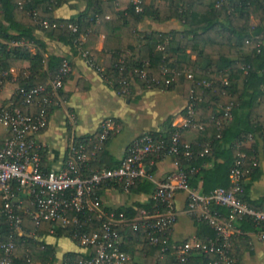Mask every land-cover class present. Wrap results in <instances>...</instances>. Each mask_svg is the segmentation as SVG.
I'll use <instances>...</instances> for the list:
<instances>
[{
	"label": "trees",
	"instance_id": "1",
	"mask_svg": "<svg viewBox=\"0 0 264 264\" xmlns=\"http://www.w3.org/2000/svg\"><path fill=\"white\" fill-rule=\"evenodd\" d=\"M66 1L0 0V84L3 83L7 72L11 69L22 71L23 64L28 62L29 75L19 82V87L44 86L56 74L62 63L67 61L54 55L45 56V45L39 39L38 33L46 39L74 50L78 48L81 36L89 41H95L103 34L105 36L103 50L96 55L109 57L112 66L107 70H101L100 74L113 85L116 92L120 90L123 78L129 81L130 94L134 84L143 89L157 88L166 91L180 85L186 99L182 116L186 115L187 105L192 104L194 119L202 129L181 131L182 134L194 132L196 137L191 143H186L182 137V142L189 145L191 153L189 157L182 156V148L179 155L169 157L173 164L177 163L174 171L182 172L191 188L202 195H208L219 187L230 189V171L238 155L244 154L241 199L248 206L260 209L264 204L249 201L245 195L247 187L244 185L246 178L250 176L254 179L258 175V169L252 165V157L255 154L252 149L247 150L243 146L235 145L239 141L245 142L249 135L254 137L264 132V0H149V2L138 0V4L131 0H81L86 3L84 11L67 20L55 18L54 10ZM122 5L125 9L120 12L118 8ZM137 8L140 9L139 12ZM145 18H152L161 23L177 20L182 29L169 33L143 34L138 32L137 28ZM251 21H258L259 24L252 25ZM42 22H47L49 27H43ZM69 25L76 28L75 33L68 28ZM30 45L36 47L34 54L29 50ZM142 46L147 48L146 62L141 59ZM81 51L86 52L95 65L94 54L83 49ZM189 55H193L194 60H190ZM121 68L126 71H122ZM162 68L169 71L163 73ZM142 69L145 71V78L134 72ZM187 72L192 73L193 82L186 79ZM224 77L227 78V84L222 82ZM202 81L210 83V86L203 85ZM190 89L193 91L192 95H189ZM59 95L62 97V90ZM11 103L24 114L37 112L35 107L27 109L18 95ZM54 107L56 106L51 107L50 112ZM172 121L171 117L168 118L161 131H148L155 140L158 141L160 137L166 147L174 131ZM98 134L99 132L78 140L86 142L91 138L90 145L93 146ZM111 135L101 144L94 159L86 163L87 170L103 167L102 163L106 156L104 147ZM41 155L43 170H50L46 165L43 166L45 162L43 149ZM165 157L166 153L160 152L158 157L152 155L147 159L152 174L156 163ZM118 164L104 167L114 168ZM111 188L118 189V186L99 187L95 195L100 198L103 192ZM130 191L133 194L144 193L151 196L154 185L144 180L133 186ZM20 196L24 205L30 209L25 195L20 193ZM1 207L0 195V209ZM151 207L152 201L149 199L144 204L135 202L116 209L107 207L105 209L123 213L125 218L132 219L140 210ZM215 209L226 215L225 209L221 207ZM19 214L22 218L21 230L32 231L34 235L52 233L56 237L72 240L76 232L90 234L94 230H99L98 221L92 215L91 219H88V216L77 215V223H70L62 229L60 223L52 221H44L35 227L28 213ZM191 220L197 227L195 237L202 240L214 239L215 232L206 221ZM236 224L235 227L242 233L259 231V227L247 221H238ZM0 229L2 233L0 244L15 235L16 247L12 264H30L32 261L52 264L51 248L25 235L18 236L1 213ZM122 234V250L134 258V264H178L172 260L168 252H161L159 246L140 244V232L125 228ZM174 242L171 235L170 244ZM85 257L87 254L83 252L67 253L63 264H76L79 259ZM213 258V255L205 256L197 252L193 253L185 264H210Z\"/></svg>",
	"mask_w": 264,
	"mask_h": 264
},
{
	"label": "built area",
	"instance_id": "2",
	"mask_svg": "<svg viewBox=\"0 0 264 264\" xmlns=\"http://www.w3.org/2000/svg\"><path fill=\"white\" fill-rule=\"evenodd\" d=\"M133 3L138 4L139 1L135 0ZM137 11L140 9L137 8ZM42 26L49 27L47 22H42ZM68 28L73 33L76 32L74 26L69 25ZM80 55L90 67L101 72L88 58L86 52L80 51ZM121 70L126 71L124 68ZM168 71L167 68H162L163 73ZM134 72L141 78L146 76L143 69ZM70 73L71 66L64 61L44 86L18 87L16 95L21 97L27 109L37 108L35 114H24L14 107L13 103L0 107V128L5 133L0 143L2 198L0 213L6 217L17 235L21 231L22 218L19 214L21 212L29 214L35 227L44 221H52L60 223L62 229L70 223H77V215L88 216V219H91L90 215L95 216L99 230H94L90 234L76 232L71 238L81 251L87 254V257L79 259L76 264H134V258L122 250V230L125 228L140 232V244L159 246L161 252H168L172 260L178 264H185L188 258L197 252L205 256L213 255L210 264H235L232 239L241 233L234 226L238 221H247L259 227L257 238L264 242V207L252 208L241 199L244 154L238 155L230 171V189L219 187L208 195H202L191 188L182 172L173 171L164 179H157L149 171L147 159L152 155L158 157L160 152L166 153V157L179 155L181 148L182 156L191 155L189 145L182 142L181 131L202 127L194 119L193 106L190 103L186 107V115L182 116L178 123L172 124L174 131L170 135L167 147L160 137L157 141L152 133L145 132L129 144L117 167L87 170L86 163L94 159L107 137L118 130V125L112 119H107L101 124L93 146L90 145L91 138L86 142L72 138L63 167L44 171L42 146L34 141V137L47 128L51 107L63 104L59 92ZM186 79L193 82L192 73L187 72ZM226 79L223 78L224 84H227ZM202 84L210 86V83L205 81H202ZM129 86L127 78H123L118 95L124 98L129 96ZM192 94L193 91L190 89L189 95ZM70 121L73 125V118H70ZM243 144V141H239L235 146L240 147ZM176 165L175 162L174 167ZM252 165L256 166V162L253 161ZM144 180L154 185V192L149 198L152 207L140 210L132 219L125 218L123 213L106 210L101 197L95 195L99 187L108 185L118 186L120 191L129 194L133 186ZM19 192L25 195L30 209L24 205ZM180 193L186 197V205L181 211L175 204L176 196ZM215 207L225 209L226 215L217 211ZM180 215L206 221L215 232L214 239L202 240L193 236L170 244L173 226ZM15 247V235L0 244V264L13 263Z\"/></svg>",
	"mask_w": 264,
	"mask_h": 264
},
{
	"label": "crops",
	"instance_id": "3",
	"mask_svg": "<svg viewBox=\"0 0 264 264\" xmlns=\"http://www.w3.org/2000/svg\"><path fill=\"white\" fill-rule=\"evenodd\" d=\"M85 8L84 1L67 0L54 10V16L57 19L67 20L81 13ZM124 9L125 6L122 5L118 11L121 12ZM251 24L258 25L259 22L251 21ZM181 29L182 26L177 20L161 23L152 18H145L137 31L149 34L152 32L169 33ZM38 35L39 39L44 42L45 56L54 55L65 58L71 66V73L62 88L63 104L51 110L47 128L34 137V141L44 150L43 166L46 165L48 169L62 168L67 157L69 141L72 138L79 139L95 135L100 131L103 121L107 119H112L119 128L111 135L104 147L106 156L102 163L103 167L117 165L124 157L129 144L142 133L161 131L164 128L163 124L170 117L173 120L172 124L178 123L182 118L181 112L186 106L182 86L176 85L173 90L166 91L157 88L143 89L138 84H134L129 98H124L118 95L111 83L103 79L100 72L86 63L80 55L81 49L94 54L95 66L100 70L111 68L112 61L109 57L96 55L103 50L105 37L103 34L99 35L95 41H89L81 36L76 50L46 39L40 33ZM29 50L34 54L36 47L30 45ZM189 57L190 60H194L193 55ZM147 58V48L142 46L141 59L146 62ZM28 69L29 63L25 62L22 71L11 69L4 75L5 79L0 86V107L13 102L19 82L29 75ZM70 118H73V125ZM4 137L5 133L0 128V143ZM182 137L186 143H191L196 134L188 131L184 132ZM253 146L255 148H252ZM243 148L252 149L251 151L255 154L252 161L256 162L255 167L258 169V175L254 179L249 176L244 180V185L247 187L245 195L249 201L264 204V132L250 139L246 138ZM174 169L171 159L165 157L156 163L154 176L157 179H164ZM149 197L144 193L125 194L119 189L111 188L102 193L101 199L105 207L116 209L135 202L147 203ZM175 204L179 211L183 210L186 205L185 195L178 194ZM196 231L194 221L185 215H180L173 227L172 239L175 242H181L195 236ZM23 235L50 247L53 257L52 264H63L67 253L82 252L79 246L69 238L56 237L52 233L34 235L32 231L24 229L18 232V236ZM232 252L236 264H264V242L257 238V232H241L240 235L235 236L232 239ZM137 262L140 263L139 260ZM30 264L40 263L32 261Z\"/></svg>",
	"mask_w": 264,
	"mask_h": 264
}]
</instances>
